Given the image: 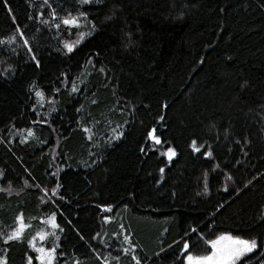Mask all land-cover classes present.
I'll return each mask as SVG.
<instances>
[{"label":"trees","instance_id":"obj_1","mask_svg":"<svg viewBox=\"0 0 264 264\" xmlns=\"http://www.w3.org/2000/svg\"><path fill=\"white\" fill-rule=\"evenodd\" d=\"M41 3L0 0V38L33 49L0 45V231L31 225L0 255L39 264L28 242L55 213V264H182L184 239L206 254L222 233L263 263L264 0H49L88 13L71 29L29 19Z\"/></svg>","mask_w":264,"mask_h":264},{"label":"snow or ice","instance_id":"obj_2","mask_svg":"<svg viewBox=\"0 0 264 264\" xmlns=\"http://www.w3.org/2000/svg\"><path fill=\"white\" fill-rule=\"evenodd\" d=\"M92 2V0H80L81 4H89ZM97 4L101 3L102 0H95ZM47 6L50 8V12L48 13V18H44V12L38 11L37 15L35 17H29V19H36L39 21L40 24L46 25V26H54L56 29H60L62 26L66 28H79L81 26L80 22L81 19L87 20L88 13L80 11L78 14L73 15L71 12H67L65 15L60 16L55 8L51 7V4L49 3V0H42V3L40 4V8H44ZM59 20V23L56 21ZM95 24H92V31H95ZM92 31L88 32L87 35H91ZM16 32L19 34L20 37H24V33L20 31L19 28H17ZM86 33L80 32L79 38L75 41V43L65 42L64 47L67 49L69 53L73 52L75 47L81 42V40L84 38ZM17 40V35L14 33L7 37L6 39L0 38V45L5 44H13ZM23 45L28 46L27 52L32 53L33 49L30 46V42L27 38L23 39ZM15 51V49H13ZM31 59L36 62L37 65H39V61L36 59L35 54L31 55ZM103 71V69H101ZM57 92L59 89L56 90ZM72 91L76 92L78 91L75 83H72ZM36 97L38 98V101L41 102V106L43 103L48 102L47 98L45 96V93L43 91L37 90L35 92ZM52 111H55V108H52ZM85 132H88L89 129L85 128ZM155 129H153L151 132L148 133V136L153 139L156 143H160V139L158 136L154 135ZM28 134L32 135V131L28 130ZM89 139H91V136H89ZM197 142L194 140L192 142V146L195 151H200L198 147H196ZM168 156L169 159H171L173 156H175V151L172 148L168 149ZM205 155L211 157L212 152L207 151L204 153ZM219 167V165H217ZM161 172H163V169H161ZM228 179H231V177H228ZM60 185H57V188H59ZM57 189H52V192L55 194ZM31 219V218H29ZM105 219H108L107 217ZM47 224L51 226V228L56 229L59 228V225L56 223V214L52 213L51 216L46 221ZM31 227L30 224L26 223L25 217L23 213H20L17 215L15 220V226L12 228L10 232H2L0 231V238L3 239L4 244H8L9 242L20 240L23 236V233L26 229ZM193 233H195L197 230L192 229ZM49 232L48 231H37L35 236L32 237L31 240H29V246L34 250L36 255L35 260L39 261V264H53L55 260V253L56 248H45L43 246H37V239L39 241L43 242L48 237ZM99 235V234H97ZM185 236H188L187 233H185ZM198 239H203V236L201 235ZM125 241L129 242V247L124 248L123 252L128 253L130 250L134 252L135 245H132L129 241V237H124ZM205 243L210 246V251H208L206 254H196L191 251V243H190V237L188 239L183 240V248L182 252L184 253V259L182 261V264H243V258H246L248 254L254 253V251L258 247L257 240L255 238L246 239L242 238L240 236H233L231 234L225 233L218 235L215 239L205 240ZM163 251V249H161ZM116 260H119V256L115 258ZM132 259L135 261V264H141V260L133 254ZM0 264H8L7 257L4 255H0ZM27 264H34L33 256L27 257ZM73 264H81L80 260L77 259L73 262ZM104 264H110V261L108 259H105Z\"/></svg>","mask_w":264,"mask_h":264},{"label":"rangeland","instance_id":"obj_3","mask_svg":"<svg viewBox=\"0 0 264 264\" xmlns=\"http://www.w3.org/2000/svg\"><path fill=\"white\" fill-rule=\"evenodd\" d=\"M20 31H22L23 32V30L22 29H20ZM24 33V37H20L19 36V34L16 32L15 34L17 35V40L15 41V43H13V44H15V45H20V46H24L23 45V39L24 38H27V36H26V32H23ZM28 39V38H27ZM29 40V39H28ZM30 42V41H29ZM30 46H31V44H30ZM168 150H165V152H164V156L165 157H167V158H169V156H168ZM49 229V230H48ZM12 230V229H11ZM10 230V231H11ZM53 228H51V226L49 225V224H47V223H45V227H44V229H42L41 231H48L49 233H53ZM222 234H225V233H222ZM219 235H221V234H219ZM218 236V235H217ZM216 236V237H217ZM215 237V238H216ZM214 238V239H215ZM36 243H37V246L39 247V246H43V247H45V248H47L46 247V245H45V241H43V242H41V241H39V239H37V241H36ZM32 251L34 252V250L32 249ZM34 254H35V256L36 255H38L37 253H35L34 252ZM39 262V261H38ZM239 263V262H238ZM53 264H55V260H54V262H53ZM260 264H264V262L263 263H260Z\"/></svg>","mask_w":264,"mask_h":264}]
</instances>
